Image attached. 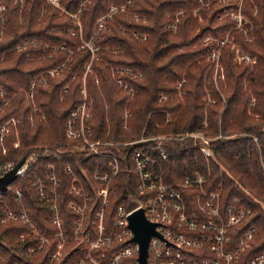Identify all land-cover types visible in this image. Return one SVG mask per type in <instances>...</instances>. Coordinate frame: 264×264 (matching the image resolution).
I'll return each mask as SVG.
<instances>
[{
	"label": "trees",
	"instance_id": "obj_1",
	"mask_svg": "<svg viewBox=\"0 0 264 264\" xmlns=\"http://www.w3.org/2000/svg\"><path fill=\"white\" fill-rule=\"evenodd\" d=\"M127 1L90 0L80 15L82 32L75 27L70 14L77 11L81 0H62L68 12L46 4L47 0H29L22 16L16 6L11 7L6 36L0 39V87L16 95L7 104L0 95V125L13 115L18 123L9 127L6 153L0 145V163H17L39 146L47 145L53 153L32 162L8 190H0V196L10 207H24L32 223L51 237L48 250H56L59 238L52 224L53 211L31 183L39 175L47 179L52 171L47 162L53 163L60 180L59 204L69 239L64 250L71 252L67 264L81 254L72 252L76 245L72 236L75 213L67 204L74 195L69 189L71 177L64 167L71 163L80 173L78 161H82L90 171L100 157L79 149V140L67 137L65 124L71 110L83 101L85 89L93 103L92 138L120 143L107 145L109 150H124L122 143L143 135L188 130H204L212 137L223 134L212 142L215 158L210 160L208 189L222 191L226 200L239 198L250 209L251 215L242 228L254 224L257 235L245 254L258 253L264 249V0H222L226 4L221 0H132L127 11L115 13L107 28L95 38L100 48L94 57L83 41L91 39L98 18L108 11L110 4ZM203 2L209 4L204 6ZM181 10L178 28L173 31L168 24ZM233 10L240 11L248 20L246 32L237 28L238 21L229 14L218 19V13ZM73 29L77 30L75 34ZM209 34L223 39L228 34L232 42L222 46V79L208 71L211 46L200 43L191 47ZM143 35L148 37L140 40ZM27 37H40L49 46L13 49ZM236 45L249 53L253 65L235 60ZM118 47L120 50L114 52ZM57 66L58 72H50ZM121 66L139 70L143 76L135 71L120 72L117 68ZM42 75L46 81L41 80ZM118 77L133 87V96L116 82ZM184 78L182 94L178 96L177 84ZM34 81L35 104L46 115L45 119L40 111L33 110L32 103L25 102L26 91ZM160 93L170 96L161 100ZM126 109L129 128L123 126ZM206 120L208 125L204 126ZM16 141L20 142L18 146H14ZM164 145L167 157H157L150 168L166 182L175 184L197 171L207 173L206 159L190 138L167 139ZM156 153L152 151L153 155ZM136 179L133 173H119L115 183L119 196L112 199V205L122 202L128 191H133ZM17 190L21 191L23 205L18 203ZM2 215L0 207V252L4 255L1 264H48L46 252H27L37 238L20 235L31 232L30 226L21 220L3 222Z\"/></svg>",
	"mask_w": 264,
	"mask_h": 264
},
{
	"label": "built area",
	"instance_id": "obj_2",
	"mask_svg": "<svg viewBox=\"0 0 264 264\" xmlns=\"http://www.w3.org/2000/svg\"><path fill=\"white\" fill-rule=\"evenodd\" d=\"M28 1L0 0V39L6 36L11 7L16 6L22 16ZM89 1L81 0L77 11L70 13L79 32H82L80 15L85 4ZM131 2L132 0L123 4L112 3L108 11L98 18L93 36L91 39L83 41V46L89 47L94 57H97L95 52L100 48L95 44V38L99 36L102 29L107 28L108 20L112 19L117 12L125 13ZM46 4L53 5L62 12H68L66 6L62 4V0H47ZM208 4L209 2H203L204 6ZM182 12V10L177 12L173 21L168 24V27L173 31L178 28ZM134 16L138 18L139 14L135 13ZM76 32V29L72 30L73 34ZM147 37L148 35H143L139 39L144 40ZM41 44L49 46L40 37H27L17 42L13 49L21 51ZM119 50L118 47L114 49V52ZM241 59L251 62L252 57L246 54L240 56V61ZM210 60H219V51H213L210 54ZM59 68L60 66H57L50 72H58ZM117 69L120 72L132 73L135 71L130 67ZM88 70H91V63L88 64ZM135 72L143 76L139 70ZM41 80L46 81L44 75ZM185 81L184 78L177 84L179 95L182 94L181 88ZM116 82L120 87L128 89L131 96L134 95L133 87L121 77L116 78ZM34 87L35 81L26 91L25 102L32 103L33 110L39 112L40 109L35 104ZM82 91L86 94L85 89ZM0 95L6 98L5 103L7 104L16 94H8L5 89L0 87ZM168 97L169 94L165 93L159 95L161 100ZM41 116L42 119L46 118L43 112H41ZM29 118L33 120L32 115ZM92 118L93 103L87 97L71 110L65 124L67 137L77 139L81 143L82 148L79 149L89 155L100 157L99 162L90 171L82 161H78L80 173L75 171L71 163H67L64 167L65 172L71 177L69 189L74 195V198L70 199L67 204L68 208L75 213L72 236L76 245L72 252H81L71 264H140L141 246L138 241L132 240L134 230L130 225V216L138 208L144 209L146 218L156 224L155 229L158 232L150 238L147 264H264V249L253 255L245 254L251 248L257 235V226L254 224L242 228L246 219L251 215L250 209L239 198L226 200L222 191L208 189L211 173L210 160L215 158L212 142L217 138L224 137L223 134L212 137L204 130H188L181 133L143 135L139 139L122 143L121 146H125L124 150L118 148L114 151L105 148L109 145L107 141L92 138L94 134ZM128 120L129 111L126 109L124 128H129ZM17 123V117L13 115L0 125V145H2L4 153L8 151L5 141L9 135V127L16 126ZM207 125L206 120L204 126ZM185 138H190L193 145L206 159L207 173L197 171L193 175L181 178L175 184L168 183L162 175L155 173L150 165L157 161V157H167L165 140ZM254 138L257 140V136ZM152 141L153 143H151ZM19 144L20 142L16 141L14 146ZM152 151H156V155H153ZM51 153L53 151L50 147L39 146L36 152L29 156L26 155L25 162L17 171V176L25 174L30 164L39 157H45ZM56 153H61V151ZM15 164V161L0 163V175ZM47 166L52 170L47 179L39 175L31 183L39 198L51 206L52 224L57 228L56 237L59 238V247L56 250H48L51 237L43 234L32 223L28 211L24 207L20 210L10 207L3 196H0V207L3 213L1 221L21 220L27 223L31 232L21 234V238L25 235L37 238L36 242L27 248V252L37 254L46 252L48 264H67V258L71 252L64 250L69 239L66 236L65 220L59 204L61 199L60 180L55 172V165L47 162ZM124 170L137 177L133 191L129 190L122 202L112 205V199L119 196V189L115 183L119 173ZM16 194L18 203L23 205L20 200L21 191L17 190ZM262 208L264 209L263 204ZM15 253L19 257L23 256L21 253ZM3 261L4 255L0 252V264Z\"/></svg>",
	"mask_w": 264,
	"mask_h": 264
},
{
	"label": "water",
	"instance_id": "obj_3",
	"mask_svg": "<svg viewBox=\"0 0 264 264\" xmlns=\"http://www.w3.org/2000/svg\"><path fill=\"white\" fill-rule=\"evenodd\" d=\"M26 155L23 156L11 169L0 175V190L6 191L9 185L17 178V171L25 162ZM130 225L134 230L132 240L140 243V264H147L148 244L153 235L158 234L156 224L150 222L145 215L143 208H138L130 216Z\"/></svg>",
	"mask_w": 264,
	"mask_h": 264
},
{
	"label": "rangeland",
	"instance_id": "obj_4",
	"mask_svg": "<svg viewBox=\"0 0 264 264\" xmlns=\"http://www.w3.org/2000/svg\"><path fill=\"white\" fill-rule=\"evenodd\" d=\"M222 2L225 3L226 1H222ZM228 12H230L229 13V16L230 17H232V18H234V19H236L238 21L237 28H239L240 30H243L244 32H246L248 30V20L245 19V17L240 13V11L236 12V11L233 10V11H228ZM217 15H218V19H222L223 17L227 16L228 13L225 11L224 13H218ZM228 34H227V37L224 38V39L223 38H219V37H215V36L209 34V35L203 37L202 39H200L196 44H194V45L191 46V47H196L200 43H202V44H209L211 46V48H210V54L213 51H219V60H211L210 61V64H209V68H208V71L209 70H212L213 71V74H214L215 78H218L219 76L221 77V79L224 78V76H223L224 68L221 67V64L222 63L220 61V57H221V54H222V46L224 44H226V43H232L229 40V35ZM210 54L208 56L209 59H210ZM246 54L248 55L249 53L246 52V51H244L240 46H238V45L235 46V60L239 64H249V65H253V63H254L253 60L254 59H251V62L250 61L249 62L248 61H243L242 59L240 61V56H245ZM121 67H125V66H121ZM216 87L219 88V86H216ZM176 95L180 96L179 94H176ZM87 97H88L87 96V92H86V94L83 93V100L85 98H87ZM209 97H210V95H207V98H209ZM63 98L64 97H63V94H62L61 100ZM163 100H165V99H163ZM108 144H113V145L116 144L117 145L118 143H116V142H108ZM77 147L82 148L80 142L78 143ZM124 171L126 172V170H124Z\"/></svg>",
	"mask_w": 264,
	"mask_h": 264
}]
</instances>
